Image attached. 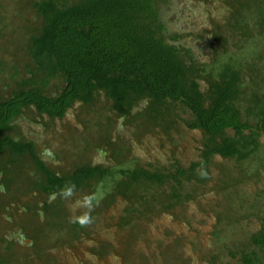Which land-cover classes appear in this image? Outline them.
Returning <instances> with one entry per match:
<instances>
[{
  "label": "trees",
  "instance_id": "16d2710c",
  "mask_svg": "<svg viewBox=\"0 0 264 264\" xmlns=\"http://www.w3.org/2000/svg\"><path fill=\"white\" fill-rule=\"evenodd\" d=\"M4 2L0 0V264H35L32 256L40 251L47 256L37 263L50 260V252L41 249L53 236L56 250L90 239L100 209L113 205L116 197L129 203L120 226L137 229L135 220L156 212L173 215L205 194L201 188L211 181L213 165L224 177L227 172L236 188L257 183L259 170L249 175L239 165L254 159L256 169L264 164V76L249 60L218 57H225L231 46L241 49L253 31L264 34V0H226L230 16L225 27L210 20L211 64L181 43L182 34L171 32L162 13L165 0H18L17 21L9 20ZM224 29L232 37L231 46ZM78 104L110 113L108 133L118 120L140 136L156 129L168 135L180 124L200 130L205 137L199 160L185 166L174 159L169 167L150 165L151 170L90 163L66 170L47 163L37 140L15 134L22 119L48 129ZM108 133L101 140L111 147ZM55 156L65 159L61 153ZM217 157L235 162L234 169L215 163ZM66 182L76 185V195L52 199ZM108 182L113 191L95 200L89 229L73 222L84 209L71 211L72 201L86 194L97 199L98 186L106 190ZM260 212L262 226L241 243V250L225 246L238 264H263ZM215 214L217 226L241 220L232 215L231 206ZM27 239L31 253L22 252ZM109 251L99 246L90 256L104 260ZM128 260L123 264H131Z\"/></svg>",
  "mask_w": 264,
  "mask_h": 264
},
{
  "label": "rangeland",
  "instance_id": "374dc122",
  "mask_svg": "<svg viewBox=\"0 0 264 264\" xmlns=\"http://www.w3.org/2000/svg\"><path fill=\"white\" fill-rule=\"evenodd\" d=\"M17 1L5 0L3 3L9 8V20H18L16 16L20 13L14 6ZM225 2L226 0H210L208 3L165 0L162 7L163 18L169 23L171 32L182 34L184 38L181 43L192 48L202 62L211 64L214 58L213 26L210 20L220 22L225 27L226 18L230 16ZM223 31L228 46H231L233 41L230 33L226 29ZM188 33L192 36L186 37ZM252 34L253 37L244 38L241 49L231 46L225 57L218 58L225 61L226 56L234 55L239 61L249 60L264 76V34L261 37L256 31ZM258 55L261 59L257 57ZM99 111L100 109L94 111L78 104L63 120L56 121L48 129L35 125L31 120L22 119L17 122L15 134L21 133L37 140L38 149L47 163L57 167L61 165L60 167L66 170L81 163L102 164L111 169L140 166L151 170L153 168L150 165L169 167L174 159L185 166L199 160L205 136L202 131L189 130L183 124L170 131L168 135L156 129L148 135L140 136L135 135L123 121L118 120L109 132L110 141L114 144L110 147L101 139L108 133L106 128L111 114ZM262 143L264 146V137ZM50 151L52 155L49 154ZM60 153L65 158L59 160L61 163L55 156ZM214 162L218 165L225 164L223 167L229 171L234 169L236 164L233 161H222L218 157ZM258 165L256 159L239 165L245 174L251 175L257 170L260 173V178L255 181L257 183L246 182L239 188H236L235 182L226 176L227 172L224 177L217 166L213 165L211 181L208 186L201 188L204 195L199 196L194 202L187 203L173 215L156 212L147 216L145 220H135L137 229L135 228L137 226L119 225L121 218L129 209V203L121 197H116L113 205L100 209L102 212L97 216L95 227L91 226L89 229L87 225L92 235L90 239L84 238L81 242H75L74 246H64L65 248L59 250L55 247L56 236H53L52 242L51 239H46L45 247L41 250L50 252L51 257L40 264H80L84 260L86 263L81 264H123L124 261L127 262L128 257V263L131 264H238V259L231 258L225 246L236 250L241 243L249 242L251 235L262 226L260 218L263 215L261 212L259 214V211H264V164L256 169ZM107 184L106 190L103 189V184L98 186L97 202L107 191H113L112 182ZM223 186L228 187L227 192L222 191ZM72 202L74 204L75 201ZM229 205L232 215L241 220L228 226H225V222L217 226L215 213L223 211L224 207L228 208ZM216 226L218 229H215ZM27 240H24L26 244L24 242L22 244L23 253H31L30 250H33L29 245L31 242ZM99 246H105L110 250L104 260L96 257L92 259L90 256V250L98 249ZM45 253L40 251L37 257L31 254L32 259H36L35 264H39L37 259H45L47 256ZM262 260L264 264V257Z\"/></svg>",
  "mask_w": 264,
  "mask_h": 264
},
{
  "label": "clouds",
  "instance_id": "9594fccd",
  "mask_svg": "<svg viewBox=\"0 0 264 264\" xmlns=\"http://www.w3.org/2000/svg\"><path fill=\"white\" fill-rule=\"evenodd\" d=\"M204 56V55H202ZM205 58L207 56H204ZM147 98L144 100L145 106L148 104ZM77 192V187L72 182H66L64 186L60 188V190L53 194L52 199H56L57 197L62 198L64 200H71ZM95 196L91 194H86L76 199L74 204L70 206L71 211L75 212L77 209H84L81 215L73 216V222H78L81 226H87L93 222V218L91 216V212L94 210Z\"/></svg>",
  "mask_w": 264,
  "mask_h": 264
}]
</instances>
